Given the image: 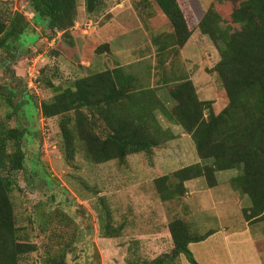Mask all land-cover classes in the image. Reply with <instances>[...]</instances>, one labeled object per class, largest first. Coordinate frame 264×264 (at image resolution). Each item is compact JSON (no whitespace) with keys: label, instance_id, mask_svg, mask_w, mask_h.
<instances>
[{"label":"rangeland","instance_id":"374dc122","mask_svg":"<svg viewBox=\"0 0 264 264\" xmlns=\"http://www.w3.org/2000/svg\"><path fill=\"white\" fill-rule=\"evenodd\" d=\"M178 1L192 37L182 50L163 52L160 48L173 30L150 0H103L92 14L86 11L85 0H77L73 46L62 45L60 34L50 40L51 32L35 24L27 0H0V10L23 13L31 23L18 44L0 51V85L7 93L8 89L17 91L19 114L10 126L23 129L27 139L26 169L16 174L19 189L12 193L15 218L39 250L22 264H46L48 250L56 254L60 249L65 250L67 264L153 260L173 249L168 226L176 218L190 224L193 233H214L190 245L198 264H240L238 254L248 257L252 242L263 253L264 223L246 225L241 207H250L251 202L230 182L234 171L217 173L215 188L200 178L187 184L188 193L181 199L161 200L156 179L201 162L191 136L162 114H158L161 125L176 133L177 139L155 149L152 157L129 156L124 166L117 161L95 164L79 147L74 161L67 162L60 118L46 120L41 114V103L54 96L47 80L66 87L77 78L116 67L136 77L138 90L153 88L163 100L168 98L166 87L191 79L200 100L213 101L215 112L222 111L227 99L214 70L219 51L198 27L212 2L218 0ZM155 39L161 42L155 44ZM25 95L34 104L26 102ZM5 111L0 107V118ZM100 197L111 211L112 225L123 227L118 238H104L100 232L95 210L102 209L97 206ZM230 232L238 236L229 239ZM72 235L77 236L70 243ZM178 264L190 263L181 256Z\"/></svg>","mask_w":264,"mask_h":264},{"label":"trees","instance_id":"16d2710c","mask_svg":"<svg viewBox=\"0 0 264 264\" xmlns=\"http://www.w3.org/2000/svg\"><path fill=\"white\" fill-rule=\"evenodd\" d=\"M27 1L37 27L51 32L50 40L60 34L62 45L73 46L77 0ZM150 1L173 30L160 50H182L190 41L192 30L179 1ZM102 3L103 0H85V9L92 14ZM198 27L219 51L220 60L214 70L227 99L222 111L215 112L213 101L200 100L191 79L166 87L168 98L163 100L153 88L138 90L136 77L124 67H116L77 78L66 87H56L47 80V89L54 96L41 103V114L46 120L60 118L67 162L74 161L79 147L95 164L117 161L121 166L127 164L129 156L143 153L152 157L155 149L177 139L178 135L161 125L158 114H162L191 136L201 162L156 179L154 184L161 200L181 199L188 193L186 183L200 178L209 188H215L217 173L236 171L238 175L230 182L251 202L242 211L245 221L264 222V0L214 1ZM30 28L23 13L0 10V51L18 44ZM160 42L155 39V44ZM5 90L0 85V107L6 108L0 118V264H22L28 255L39 250L28 241L15 218L12 193L19 189L16 174L26 169L27 139L23 129L10 126L19 114L15 104L17 91ZM25 100L34 104L30 96L25 95ZM99 201L97 206L102 209L95 210L102 236L120 237L123 227L112 225L105 199L100 197ZM168 227L173 242L169 253L129 264H178L181 256L190 264H198L190 245L203 242L214 233H193L192 226L180 218ZM76 236L72 235L70 243ZM47 256L46 264H67L64 249L56 254L48 250Z\"/></svg>","mask_w":264,"mask_h":264},{"label":"crops","instance_id":"0c3cea01","mask_svg":"<svg viewBox=\"0 0 264 264\" xmlns=\"http://www.w3.org/2000/svg\"><path fill=\"white\" fill-rule=\"evenodd\" d=\"M176 134V133H175ZM177 135V134H176ZM189 136V135H188ZM199 158V157H198ZM200 160V159H199ZM199 162V161H198ZM235 172V175L234 177H236L238 175V172L234 171ZM220 173V172H219ZM233 177V178H234ZM195 180L193 181H190V182H187L186 183V188H187V191H188V185L187 184H193ZM191 198V197H189ZM243 204V202H242ZM191 204H188L187 206H189V208L191 207L190 206ZM249 207L246 206V207H241V211H243L244 209H248ZM261 223H264V222H256V223H248L246 221V225L247 226H253V225H257V224H261ZM228 229V228H227ZM245 232H249V230H244ZM231 233V232H230ZM232 234V235H231ZM230 235H229V239H232L233 237H237L238 236V232H232ZM251 245V251H250V254L248 257L246 258H241L240 254H238V257H239V262L240 264H263V259H264V256H263V253L262 251L259 249V247L254 244L253 242L250 244ZM239 250H237L238 252ZM236 252V253H237Z\"/></svg>","mask_w":264,"mask_h":264},{"label":"built area","instance_id":"2783aa9c","mask_svg":"<svg viewBox=\"0 0 264 264\" xmlns=\"http://www.w3.org/2000/svg\"><path fill=\"white\" fill-rule=\"evenodd\" d=\"M49 140H51V138L49 137ZM55 148V147H54Z\"/></svg>","mask_w":264,"mask_h":264}]
</instances>
